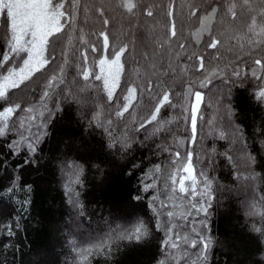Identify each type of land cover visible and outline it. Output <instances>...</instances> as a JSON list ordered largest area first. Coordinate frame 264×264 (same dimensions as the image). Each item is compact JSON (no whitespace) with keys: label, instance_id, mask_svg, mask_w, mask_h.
<instances>
[{"label":"trees","instance_id":"obj_1","mask_svg":"<svg viewBox=\"0 0 264 264\" xmlns=\"http://www.w3.org/2000/svg\"><path fill=\"white\" fill-rule=\"evenodd\" d=\"M99 3L100 0H82V4L99 6ZM167 3L168 0H140L137 8L139 18L132 23L141 25L142 28V23H150L154 28L157 41L167 39V21L164 12L156 11L155 18H147L143 15L145 7L150 4H162L166 12ZM182 3L184 0H175L178 38L170 42V50L173 52H180V43L186 45L179 56L170 57L171 66L176 69V72L164 76L161 69L160 78L157 80L150 69L142 65L139 55H137V59L140 60L138 66L130 62L126 65V74L121 80V87L125 90V80L128 83L142 84L146 79L151 78L157 83H163L166 89L176 93L172 96V100L177 107L162 109L159 116L164 126L163 130L155 132L159 125L154 124L135 135L131 131L126 132V129L138 127L142 119L149 117L156 100L145 93L135 102V107L131 109L132 115L126 114V119L122 121L114 119L116 106L113 105L111 108L107 106L102 85L91 79L85 82L82 75L78 74L79 53L73 56L71 49L83 50L88 47V45H80L79 29H83L89 44L95 43L100 48L99 53L89 51L88 64L84 65L81 61L79 68L87 66L95 71H98L96 62L103 54L102 40H99L97 35L89 36L88 33L98 34L104 30L102 23L91 12L87 15L82 10L78 12L75 25L77 31L73 33V44L68 46V59L71 66L67 69L66 83L62 87L65 92L71 89L86 103L81 105L69 98L61 105V111L47 129L49 135L41 143V152L38 157L41 163L37 167L23 168L19 173L20 186L11 193L7 191V187L11 184L14 173L4 169L0 164V189H3L0 192V264H65L66 261L67 264H76L78 258L67 244L69 237L64 234L67 229V219L77 213L67 203L63 190L64 180L57 166L62 156L75 159L77 163L84 166L86 190L80 197L85 210V215L80 219L83 229L87 231L103 229V226L97 223L101 217H109L113 226L117 223L131 224L137 217L143 218L149 224L151 235L144 242L130 245L122 242L119 250H114L111 258L99 256L92 260V264H159L160 260L166 258L160 247L164 232L155 229V220L147 206V200L134 201L132 197L151 196L158 192L161 200L169 198L171 195L169 176L179 166L172 163L173 156L170 152L179 151L186 156L187 149H194V167L197 170L207 171L210 178H215L214 187H217L216 181H218L226 189L236 188L238 182L235 180L234 169L222 155L217 154L214 157L215 170L208 167L209 154L213 150L216 153H223L229 148L227 140L218 139V133L224 130V127L220 123L222 116L219 111L220 104L216 103V92L223 86L224 76H231L234 70L241 72L240 79L232 77L236 83L231 85V96L227 99L221 96L219 99L223 103L230 101L234 113L232 119L245 129L248 138L253 141L251 151L260 153V145L253 137V129L257 122H264V101H258L255 93L259 91L260 86L264 85V82L255 80L251 73L256 69L254 60L264 58V52H255L249 58L248 37L244 36L241 39L238 37L242 34L234 35L230 30V18L224 17L219 12L211 24V34L222 41L218 49L207 47L211 42V37L207 33L197 44L193 33L200 27L199 19H187V8L181 12ZM104 5L106 16L111 21L108 30L111 36L118 38L114 42L120 45L128 42L122 35V32L128 29V14L118 7V0H104ZM209 11L211 6L206 4L199 15H205ZM69 31L72 30L69 29ZM144 42L151 51L152 42L148 41L147 37ZM64 43L67 45V37L64 38ZM241 44H243L242 48ZM6 48V39L0 38V58H2V51ZM142 51H145L144 47L138 49V53ZM190 56L205 58L203 72L196 71L198 61L195 58L189 60ZM62 62L63 57L57 63ZM164 63L167 67L169 59H165ZM217 69L222 74L211 77V73ZM205 77H211V82L207 84V87L200 88L199 85ZM46 79L47 77L39 79L29 87L26 93L17 92L8 102L0 100V105L21 103L24 107H28L29 104L38 101ZM241 80L243 86H241ZM189 84L194 91L200 90L204 93V102L200 109L204 121L201 123L198 120L197 143H192L191 140L190 111L187 122L184 120L183 113V106L190 105L193 99L191 93H186ZM97 87L99 91L96 90ZM80 88H86V91L80 93L78 91ZM152 95H162V92L157 90ZM122 96L123 93H120L121 101ZM98 111L101 113V118L105 120L109 118V114L111 115L114 136L117 139L128 136L131 148L127 153L114 154V150L107 147L109 142L107 135L102 134L95 126L88 128L87 119H82L80 115L84 112L90 119ZM23 115L25 113L18 112L17 118ZM209 121L212 123L210 124ZM145 137L148 139L145 140ZM16 138L18 137L14 135L0 137V155H7L13 165L23 162L25 151L21 149V155L10 156L7 144ZM142 140L143 144L140 142ZM157 145H163L169 151H157ZM196 154H199V162H196ZM122 155L123 158H121ZM134 164L138 167L133 173L131 169ZM156 164L161 166L156 180L158 187L155 191L144 194L140 191V177ZM93 165H99L103 173ZM256 171L264 174V155H258ZM24 185H31V191L25 189ZM259 188L264 189V183H261ZM216 195L218 202L214 204L211 217L212 236L215 241L210 253L211 264H264V237L250 231L252 221L244 215V207L241 209L242 197L227 190L218 192ZM175 203L177 207L169 210H174L177 214L186 210L179 200ZM132 216L135 218L132 219ZM9 228L14 235H8ZM76 238L80 239L79 236ZM84 246L86 245L81 244V247ZM185 251L183 244L180 248L173 250L175 259H171L169 264H191L195 255L190 251V259L185 258Z\"/></svg>","mask_w":264,"mask_h":264},{"label":"snow or ice","instance_id":"obj_2","mask_svg":"<svg viewBox=\"0 0 264 264\" xmlns=\"http://www.w3.org/2000/svg\"><path fill=\"white\" fill-rule=\"evenodd\" d=\"M206 4L211 6V11L205 15H199ZM139 5L140 0H118V7L128 14L129 21L127 31L122 32L128 42L120 45L114 42L118 38L111 36L108 30L111 21L106 16L104 0H100L99 6L82 4V0H0V38L7 41V48L2 51V58H0V100L8 102L17 92L26 93L32 84L47 77L43 91L35 103L29 104L28 107H24L21 103L0 105V137L9 135L18 137L7 144L10 156H19L21 149L25 150L23 162L15 165L7 155H0L2 167L14 173L11 184L7 187L9 193L20 186L19 173L23 168L37 167L41 163V159H38L41 143L49 135L47 129L61 111V105L69 98L81 105L86 103L71 89L65 92L62 87L66 83L67 69L71 66L68 59V46L73 44V33L77 31L75 27L77 14L81 10L85 15L91 12L102 23L103 31L98 34L88 33V35H97L98 39L102 40L103 54L100 55L95 65L98 71L87 66L79 68L81 61L84 65L88 64L89 51L100 52L97 44H89L83 29H79V43L88 45V47L83 50L71 49L73 56L79 53L78 74L82 75L85 82L91 79L102 85L103 92L106 94L107 106L109 108L116 106L117 110L114 111L116 121L125 120L126 114L132 115L131 109L135 107V102L145 93L151 99L156 100L150 116L142 119L138 127L126 129V132L139 134L154 124L159 125L155 132L163 130L164 126L159 116L162 109L177 107L172 100V96L176 93L166 89L163 83H157L151 78L146 79L142 84L128 83L125 80L126 90L121 87V80L126 74V65L130 62L138 66L140 60L144 61L145 68H149L157 80L160 78L161 69H163L164 76L174 74L176 69L172 68L170 57L179 56L186 45L179 44L180 52L170 50V42L178 38V32L175 0H168L166 12L162 4H150L145 7L143 15L147 18H155L156 11H160L164 12L167 21V39L158 41L154 39L151 43V51H149L148 45L144 42L146 37L143 34L145 30H148V26L144 24L142 28L141 25L132 23L133 20L139 18L137 15ZM180 7L181 12L187 8V19H199L200 27L193 33L197 44L207 33L211 37V42L207 47L218 49L222 41L211 34V24L219 12L224 17L230 18V30L234 35L242 34L238 37L241 39L244 36L248 37L249 58L255 52H264V0H184ZM69 29L72 31L70 32ZM65 37H67V45L64 43ZM140 47H144L145 51L138 53ZM242 47L243 44H241ZM137 55L140 60L137 59ZM61 57H63V62L58 64ZM193 58L198 61L196 71L203 72L205 58L203 56L188 57L189 60ZM165 59H169L167 67L164 63ZM254 64L256 69L252 71V77L264 82V58H256ZM49 73L51 75H48ZM221 74V71L217 69L211 73V77ZM211 77H205L199 87H207V84L211 82ZM232 77L240 79L241 72L234 70L231 76H224L223 86L216 92V103L220 104L219 111L222 116L220 123L224 127V130L218 133V139L227 140L229 148L223 153H216L213 150L209 154L208 167L215 170L214 157L217 154L222 155L234 169L235 180L238 182L236 188L226 189L218 181H216L217 187H214L215 178H210L207 171L197 170L194 167L195 150L189 148L186 156L179 151L170 152L173 156L172 163L179 166L170 173L171 195L167 200H161L158 192L151 196L132 197L134 201L147 200V206L155 220V229L164 232L160 247L166 258L160 260L159 264H169L171 259H175L173 250L180 248L182 244L186 249L185 258L190 259V251L195 255L191 264H211L210 253L215 243L212 236L211 217L214 204L218 202L216 194L225 190L242 197L244 215L252 221L250 231L264 237V189L259 188V185L264 183V174L256 171L258 155H264V122H257L253 129V137L261 149V152L257 154L251 151L253 141L248 138L245 129L232 119L234 113L230 101L223 103L219 99L221 96L225 99L231 96V85L236 83ZM241 86H243L242 80ZM96 90L99 91V87ZM157 90L161 91L162 95L153 96L152 93ZM78 91L83 93L86 88H80ZM120 93H123L122 101ZM186 93H191L193 99L190 105L183 106L184 120L186 122L189 120L190 111L191 140L192 143H197L198 120L201 123L204 121L200 112L204 102V93L199 90L194 91L191 84L188 85ZM33 95H35L34 90ZM255 96L258 101H264V85L260 86ZM18 112H23L25 115L17 118ZM80 115L82 119H87L88 128L95 126L102 134L107 135L109 141L107 147L114 150V154L127 153L131 148L127 135L119 139L114 136L113 118L110 114L106 120L101 118L99 111L90 119L84 112ZM209 123L211 124L212 121ZM147 139L148 137H145V140ZM140 142L144 143L143 140ZM156 150L169 151L163 145H157ZM199 159V154H196V162H199ZM57 166L64 180L63 190L67 203L77 213L67 219V229L64 233L69 237L67 244L78 258L76 264H83V262L92 264V260L99 256L111 258L114 250H119L122 242L129 245L141 243L151 235L148 222L141 217H137L131 224L117 223L115 226L109 217H101L97 223L101 224L103 229L95 231L83 229L80 219L85 215V210L80 197L86 190L84 166L67 156L60 157ZM93 167L99 169V165H93ZM137 167L138 165L134 164L131 171L134 173ZM99 170L103 173L102 169ZM160 171L161 166L156 164L140 177L139 185L142 193L148 194L157 189L156 180ZM23 187L31 191V185ZM2 191L3 189H0V192ZM176 200H179L186 209L179 214L174 210H169L177 207ZM8 235H14L11 228L8 230ZM81 244L86 246L81 247Z\"/></svg>","mask_w":264,"mask_h":264},{"label":"rangeland","instance_id":"obj_3","mask_svg":"<svg viewBox=\"0 0 264 264\" xmlns=\"http://www.w3.org/2000/svg\"><path fill=\"white\" fill-rule=\"evenodd\" d=\"M143 25L146 24L148 26V30L144 31L145 37H147V40L150 42H153V40H156V36L154 35V28L150 25V23H142ZM143 52V51H142ZM141 52V53H142ZM142 65L144 66V61L142 60ZM243 208L242 204H241V209ZM135 217L132 216V219H134ZM261 256H263L262 254H260Z\"/></svg>","mask_w":264,"mask_h":264},{"label":"water","instance_id":"obj_4","mask_svg":"<svg viewBox=\"0 0 264 264\" xmlns=\"http://www.w3.org/2000/svg\"><path fill=\"white\" fill-rule=\"evenodd\" d=\"M200 91V90H199ZM202 92V91H201Z\"/></svg>","mask_w":264,"mask_h":264}]
</instances>
